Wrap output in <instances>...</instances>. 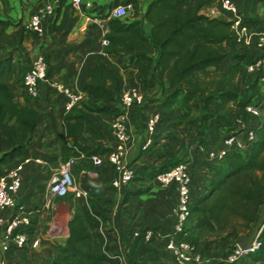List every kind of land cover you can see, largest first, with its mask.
I'll use <instances>...</instances> for the list:
<instances>
[{
	"label": "trees",
	"instance_id": "1",
	"mask_svg": "<svg viewBox=\"0 0 264 264\" xmlns=\"http://www.w3.org/2000/svg\"><path fill=\"white\" fill-rule=\"evenodd\" d=\"M207 2L149 0L141 8L140 0H110L107 5L92 10L107 28L105 36L109 43L103 50L109 55H128V63L138 74H148L168 88L162 105L168 108L177 101L178 120L185 129L198 120L203 129L198 130L199 134L207 132L217 137L223 129L229 134L235 116L246 118L247 103L261 104L263 121L255 128L256 138L249 149L227 153L221 161L211 163L205 190L192 198L188 208L185 229H195L196 240L215 233L219 239L212 246L230 248L252 228L264 204V95L257 96L256 77L241 86L238 64L249 61L248 47L237 46L229 20L200 12ZM128 3L132 5L133 18L109 16L111 8ZM263 3L264 0H244L241 13L246 23L260 22L264 17ZM67 21L65 13L59 24H53V29L60 31ZM143 22L149 24L147 32ZM11 24L14 22L10 18L0 16V176L31 155L30 144L38 117L33 106L19 100L25 70L20 66V56L27 54L26 28L22 26L12 33L8 31ZM229 54L233 61L226 70H220L219 64ZM117 71L118 64L114 61H97L88 66L82 89L98 104L84 99L64 113L65 134L58 142L60 161L81 152L74 165L77 171L92 166V154L110 150L107 146H91L68 137L83 133L101 137L87 113L98 112L110 122L120 112L113 103L112 92L118 81ZM192 106L201 110L199 117L193 115ZM60 198L70 203L68 234L64 243L55 244L51 264H114L115 260L103 250L109 234L105 226L112 201L89 198L87 204L72 190ZM259 239L263 244L245 254L250 263L243 264L257 261L264 264V226ZM239 261L222 260L226 264H241Z\"/></svg>",
	"mask_w": 264,
	"mask_h": 264
},
{
	"label": "crops",
	"instance_id": "2",
	"mask_svg": "<svg viewBox=\"0 0 264 264\" xmlns=\"http://www.w3.org/2000/svg\"><path fill=\"white\" fill-rule=\"evenodd\" d=\"M44 1L53 4L54 13L42 19L43 32L38 35L28 30L25 24L35 6ZM92 1L93 8L110 2ZM148 1L140 0L141 8ZM237 2L243 7L244 0ZM218 3L219 0H213L210 6ZM93 8L86 9L82 6L75 9L70 0H0V16L14 22L8 27V31L15 33L22 26L26 28L24 46L28 60L40 53L48 62V77L41 82L39 96L29 98L21 94L19 97L21 103L37 110V124L33 130L30 150L31 154L42 157L43 161L32 160L23 166L21 186L15 193L14 200L31 209L33 220L28 242L22 248H10L3 253L7 264H51L56 253L55 244L64 243L68 234L66 211L60 209L59 200L56 201L48 190L49 174L56 163L60 162L58 142L65 134L66 126L62 97L52 88V81L82 89L83 74L88 66L97 61H114L118 64V81L112 90L113 103L121 108L118 94L126 84H136L143 91L144 102L131 106L125 118L129 130V137L125 141L126 160L135 170L132 180L123 187L112 186L114 171L107 163L99 168L97 178H89L80 170L75 176L77 184L89 190L91 200L106 198L112 201L111 209L107 212L105 228L109 234L104 246L112 253L115 261L175 264L166 248V242L175 220L173 208L177 203V190L174 183L161 184L153 175L174 162L189 160L192 175L190 191L192 198H195L205 190L211 175V163L205 160V151L223 146L226 129L221 130L217 137L207 132L199 134L198 130L202 127L198 120L192 127L185 129L178 120L179 110L169 112L162 105L168 88L162 87L148 74H138L134 66L128 63V55H109L103 50L99 21L102 18L96 15ZM202 8L205 9V5ZM261 10L264 14V3ZM65 13L68 15L65 26L60 31L53 29V24H59ZM134 16V11L128 15L129 18ZM217 16L227 19L225 13ZM143 29L148 31L147 22H143ZM232 61L233 56L229 54L219 64V69L226 70ZM247 74L249 77L253 76ZM248 76L246 78L249 79ZM85 99L98 104L89 93H86ZM155 110H160L162 115L154 130L150 131L146 122ZM87 116L102 136L91 137L83 133L77 137H68V140L76 139L91 146H114L117 139L110 122L98 112H88ZM148 139L150 141L147 143ZM10 212L11 208H6L2 214L8 217ZM144 228L153 230L150 240L134 234ZM187 235L210 258L209 264H226L222 262V255L228 247L212 246L219 239L217 234L212 233L196 240L195 229H188ZM34 239L37 240L36 245L31 242ZM239 263H249V260L240 259Z\"/></svg>",
	"mask_w": 264,
	"mask_h": 264
},
{
	"label": "built area",
	"instance_id": "3",
	"mask_svg": "<svg viewBox=\"0 0 264 264\" xmlns=\"http://www.w3.org/2000/svg\"><path fill=\"white\" fill-rule=\"evenodd\" d=\"M73 8L86 9L94 7L92 0H70ZM133 12L132 5L118 4L111 8L109 16L126 17ZM200 12L208 16H217L220 13L227 15L230 21V29L234 33L238 45L248 47L246 71L258 80L257 96L264 95V19L256 25L246 23L241 13V7L237 0H219L218 5L201 8ZM54 13V6L50 1L35 6L30 14L25 26L31 32L40 35L43 32L42 19ZM100 21L101 43L107 45L108 38L105 36L107 28L103 19ZM48 77V62L43 54H36L28 61L27 69L22 78L23 96L37 98L40 94L41 82ZM52 88L62 97L65 111L80 104L86 97L83 89L73 88L72 86L60 81H52ZM121 105L120 112L110 120L111 128L117 142L105 154L94 153L91 155L92 166L80 169L89 178H97L99 168L107 163L114 171L111 185L123 187L132 180L135 170L126 160L127 147L125 141L129 137V130L125 118L127 110L133 105H140L144 102V94L136 84H126L122 86L118 94ZM246 118L238 115L233 119L229 134L223 137V146L211 148L205 151V160L210 163H217L223 159L227 153L235 151L246 152L256 138L255 128L262 121L261 104L249 102L245 105ZM160 110L153 111L147 118L146 126L152 131L156 123L161 118ZM150 139L147 140V143ZM82 156L71 154L65 160L60 161L57 166L52 168L48 177V190L56 196H63L67 191L72 190L74 194L89 204L90 192L87 188L77 184L72 176L73 164L78 157ZM42 162L43 158L33 154L25 157L16 163L0 176V264H7L3 253L10 248H22L28 242L29 230L32 226L33 212L23 203L14 200L15 193L21 186L23 166L29 161ZM191 162L182 160L174 163L170 167L154 173V178L161 184L174 183L177 190V203L173 208L174 223L173 229L168 234L166 248L171 253L175 264H209L210 258L204 254L187 235L185 222L188 215L189 204L192 201L190 186L192 182ZM6 208H11L8 217L2 212ZM264 226V222L258 229V237L255 238L248 247L241 248L237 242L226 249L222 255L223 260H237L245 254L260 247L263 243L259 235ZM145 240H150L153 236L151 228H144L134 232ZM36 245L37 240L31 241ZM104 252L113 258L112 253L105 246ZM114 264H143L139 261H115Z\"/></svg>",
	"mask_w": 264,
	"mask_h": 264
},
{
	"label": "rangeland",
	"instance_id": "4",
	"mask_svg": "<svg viewBox=\"0 0 264 264\" xmlns=\"http://www.w3.org/2000/svg\"><path fill=\"white\" fill-rule=\"evenodd\" d=\"M212 1L213 0H208V2L205 4V9L208 7V6H210L211 4H212ZM264 16V15H263ZM264 18V17H263ZM28 56H27V54L26 55H21L20 56V66L23 68V69H25L24 70V73H25V71H26V69H27V65H28ZM246 62H245V60L244 61H242V62H240L239 64H238V68H239V73H240V75H241V86H244L245 84H247L250 80H252L254 77L252 76V77H249L248 76V74H247V71H246ZM249 77V79L248 78H246V77ZM248 81V82H247ZM247 82V83H246ZM167 110H169V112H172L173 110H177V101L176 102H173L172 104H170L169 105V107L168 108H166ZM192 113H193V115H195V116H197V117H199L200 115H201V110L199 109V107L197 106H192ZM76 163H74L73 164V168H72V176H76V172H77V170H76V168H75V165ZM54 199L57 201V200H62L63 202H65V200H63L62 198H60V196H56V195H54ZM66 226H67V223H66ZM68 227V226H67ZM243 260H247L245 257H243L242 258ZM249 263H250V261H249ZM256 262H254L253 264H255Z\"/></svg>",
	"mask_w": 264,
	"mask_h": 264
},
{
	"label": "water",
	"instance_id": "5",
	"mask_svg": "<svg viewBox=\"0 0 264 264\" xmlns=\"http://www.w3.org/2000/svg\"><path fill=\"white\" fill-rule=\"evenodd\" d=\"M59 204L64 207L66 214H67V217H69L70 216V203L68 201L63 202L62 200H60ZM263 222H264V204L261 207L259 214H258L252 228L245 235H243L241 238L238 239L237 244L241 248L248 247L250 245V243L255 238L258 237L257 232H258V229L262 225Z\"/></svg>",
	"mask_w": 264,
	"mask_h": 264
},
{
	"label": "bare ground",
	"instance_id": "6",
	"mask_svg": "<svg viewBox=\"0 0 264 264\" xmlns=\"http://www.w3.org/2000/svg\"><path fill=\"white\" fill-rule=\"evenodd\" d=\"M60 209H61V210H63V209H64V207H63L62 205H60Z\"/></svg>",
	"mask_w": 264,
	"mask_h": 264
}]
</instances>
